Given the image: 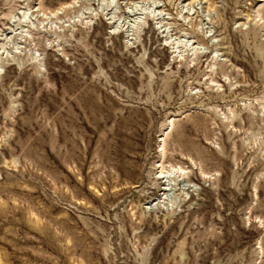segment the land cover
I'll use <instances>...</instances> for the list:
<instances>
[{
	"label": "rangeland",
	"instance_id": "rangeland-1",
	"mask_svg": "<svg viewBox=\"0 0 264 264\" xmlns=\"http://www.w3.org/2000/svg\"><path fill=\"white\" fill-rule=\"evenodd\" d=\"M0 264H264V0H0Z\"/></svg>",
	"mask_w": 264,
	"mask_h": 264
},
{
	"label": "bare ground",
	"instance_id": "bare-ground-1",
	"mask_svg": "<svg viewBox=\"0 0 264 264\" xmlns=\"http://www.w3.org/2000/svg\"><path fill=\"white\" fill-rule=\"evenodd\" d=\"M134 20V19H133ZM159 182V181H158ZM170 187V186H169ZM172 188V187H171Z\"/></svg>",
	"mask_w": 264,
	"mask_h": 264
}]
</instances>
